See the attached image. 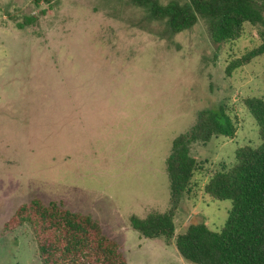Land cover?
Returning <instances> with one entry per match:
<instances>
[{
	"label": "rangeland",
	"instance_id": "374dc122",
	"mask_svg": "<svg viewBox=\"0 0 264 264\" xmlns=\"http://www.w3.org/2000/svg\"><path fill=\"white\" fill-rule=\"evenodd\" d=\"M244 27L215 43L203 19L172 32L131 0H0V264H42L29 224L4 228L33 198L90 215L126 264H195L173 238L141 236L130 218L170 207L173 138L223 104L235 133L192 143L194 185L173 216L175 233L223 224L230 201L203 185L237 147L260 142L243 99L264 95V53L225 72L259 43L257 27Z\"/></svg>",
	"mask_w": 264,
	"mask_h": 264
},
{
	"label": "trees",
	"instance_id": "16d2710c",
	"mask_svg": "<svg viewBox=\"0 0 264 264\" xmlns=\"http://www.w3.org/2000/svg\"><path fill=\"white\" fill-rule=\"evenodd\" d=\"M131 1L147 6L152 16L165 20L172 32L189 28L201 18L215 43L238 40L246 23L256 26L258 45L240 57L230 58L225 68L228 75L264 53V0ZM243 103L256 121L260 142L237 147L234 162L227 169L213 171L203 185L210 197L231 203L220 228L212 230L198 221L175 233L173 216L183 195L194 185L192 177L198 162L191 154L192 143L235 133L223 104L198 111L192 126L173 138L165 160L170 207L144 218H130L131 226L141 236L173 238L179 254L195 264H264V95L246 97ZM24 223L32 229L42 264H126L119 244L88 214L52 200L43 203L33 198L14 210L4 228L10 231Z\"/></svg>",
	"mask_w": 264,
	"mask_h": 264
}]
</instances>
